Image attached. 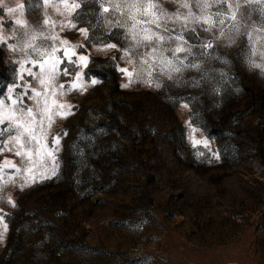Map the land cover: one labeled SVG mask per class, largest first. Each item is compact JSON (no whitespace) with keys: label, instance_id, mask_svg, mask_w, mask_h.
<instances>
[{"label":"rangeland","instance_id":"obj_1","mask_svg":"<svg viewBox=\"0 0 264 264\" xmlns=\"http://www.w3.org/2000/svg\"><path fill=\"white\" fill-rule=\"evenodd\" d=\"M114 2L0 0V98L24 97L31 85L47 94L52 117L36 127V141L0 151V264H264V0H204L213 5L204 12L193 5L216 23L184 31L190 51L175 55L163 49L179 41L152 53L144 24L135 47L128 16L150 17L121 15ZM183 2L193 4L160 0L186 16ZM168 27L178 35L183 24ZM40 29L57 39L38 45L59 48L64 61L43 88L21 72L35 54L8 47ZM23 103L36 112L35 98Z\"/></svg>","mask_w":264,"mask_h":264},{"label":"snow or ice","instance_id":"obj_2","mask_svg":"<svg viewBox=\"0 0 264 264\" xmlns=\"http://www.w3.org/2000/svg\"><path fill=\"white\" fill-rule=\"evenodd\" d=\"M99 2V0H97ZM175 2V0H173ZM224 0H214L215 4L223 6ZM45 3H47V0H45ZM195 6L196 8L200 9L201 12L206 11L209 7L213 6L212 4L205 3L204 0H193V4L190 5L187 2H183L180 4V7L188 8L189 12L188 15L183 16L179 12L177 13H169L165 9L161 7L160 0H156V2H150L147 4L141 3V2H132V0H116L111 6L114 10L120 11L121 15H124L123 12L124 8L129 9H136L137 12H140L141 15L148 16L150 19L147 20H137L135 14L129 15L128 19L133 21L131 28H129V32L132 33V39L136 41L135 47H139L141 45V40H137L136 34L134 32V29L136 28L137 24H144L146 27L142 28L141 31L143 33L142 35V41L147 42L149 46L155 45L152 47V53H156L158 50L162 48V46L167 42L169 45L172 42L179 41L180 45L177 46L174 50L169 48H164L163 51H171L173 55L180 52H186L190 51V49L185 48L183 45L186 44V41L183 38L184 31H195V27H193V24H208L209 27L204 28V31H211L212 27L215 25L216 21L212 20L210 17L205 18L201 15H196L191 11L192 6ZM103 6V5H101ZM80 7V4H74L72 6V10L75 11V9H78ZM231 7V5H229ZM239 7V6H237ZM7 11L9 13L15 12L16 9L14 8H8ZM103 11L106 13L109 11L108 7H103ZM213 15L216 17H220L222 15L221 12H216ZM241 18H244V14L240 13ZM229 17L225 16L224 19H219V24L223 25L225 23V19H228ZM230 19L233 21H236V13L233 12ZM171 22L173 25L177 22H182L183 27L180 30V33L178 35H168L169 32H175V27L169 28L168 23ZM15 23L17 25H21L23 27H26L25 23L21 20H16ZM45 24L49 23V20L46 18L44 21ZM152 25L155 27L153 28ZM115 26L117 27H124V23L118 22ZM73 28L76 27V25H72ZM80 31L84 34L85 39H88V32L86 29H80ZM220 35L223 36L224 32L221 28ZM18 39L21 41L22 46L18 49L16 45L9 44L8 47L12 49V51H25L30 50L31 53H34L35 56L26 59L25 61L20 62L21 72H27L28 76L38 80L41 87H45L46 84L48 87L51 86L50 82L55 80L56 74L59 70V65L62 64L64 61L57 58L55 56V53L60 51L59 48L52 47L51 52L48 51L47 48H42L38 45V41H46L49 39H57L55 36H46L43 33V30L40 29L37 34L29 36L27 32H24ZM4 41L0 40V43H3ZM61 43H66L65 41H61ZM208 48L212 47L211 43H208L206 45ZM77 47V46H74ZM82 47V46H79ZM109 48H115L116 45H108ZM27 54V53H26ZM72 55H75V53H72ZM72 55L65 54V58L68 60L69 63L74 64L75 61L72 60ZM87 57L80 56L79 60L84 61ZM146 62V61H145ZM25 63H31L34 66H38L40 71L39 72H33L31 68L25 69L24 64ZM169 64H171V61H168ZM194 67H197V65H193ZM260 67L259 65H257ZM173 71H180L179 68H173ZM70 69H65L63 72V75L67 76L70 74ZM81 73H77L76 76L79 78ZM171 78V77H170ZM20 79L23 81L24 77L21 75ZM93 83H97V81H93ZM21 85H15L14 88L8 89L9 94L13 93L15 91L16 87H20ZM78 85L76 83H73L69 86V90H73L77 88ZM127 87V85H125ZM60 88L63 89L64 85H60ZM31 91L32 96L29 97L28 93ZM44 98V107L41 108V98ZM24 98H35L36 101V112L33 111L32 108H27L26 105H24L23 101ZM11 101V104H8L7 101ZM37 113H39L40 118L37 119ZM48 118L51 121V114L50 110L47 105V94L42 91H37L36 89L31 88V85L25 86V92L24 97L17 96L16 99H12L11 95L8 97L0 98V137H4L7 135L9 139L7 142L0 139V145H3L2 148H0V151H12V148H9L8 145L11 144L13 147L15 145L19 144L21 148L24 147L25 143H32L36 141L37 137L35 135L36 127L39 125L42 130L43 121L45 118ZM16 132V135H12L13 132ZM57 145L59 144V139L55 142ZM15 155L23 157L25 153L23 151H16ZM5 168L8 167H14L13 165L5 164ZM19 172V169H17Z\"/></svg>","mask_w":264,"mask_h":264}]
</instances>
